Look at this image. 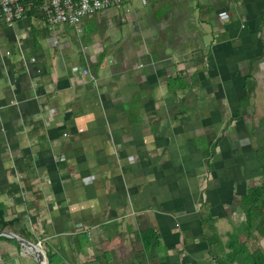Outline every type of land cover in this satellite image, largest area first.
I'll return each instance as SVG.
<instances>
[{
    "label": "crops",
    "instance_id": "0c3cea01",
    "mask_svg": "<svg viewBox=\"0 0 264 264\" xmlns=\"http://www.w3.org/2000/svg\"><path fill=\"white\" fill-rule=\"evenodd\" d=\"M142 6L48 26L46 35L36 19L0 24V203L5 221L17 219L1 232L39 242L46 255L85 231L92 246L80 263L96 253L103 264L108 251L111 264H215L221 244L229 253L232 234L240 239L239 199L261 174L235 75L263 50L264 0ZM125 23L126 37L108 42V28ZM194 72L200 84L190 94H170L169 75ZM3 237L0 264L29 253Z\"/></svg>",
    "mask_w": 264,
    "mask_h": 264
},
{
    "label": "trees",
    "instance_id": "16d2710c",
    "mask_svg": "<svg viewBox=\"0 0 264 264\" xmlns=\"http://www.w3.org/2000/svg\"><path fill=\"white\" fill-rule=\"evenodd\" d=\"M44 0H26L24 3L29 4L24 12V17L28 18L29 20L31 19H36L39 21L44 22L45 28L43 30V34L46 35L48 31V23H46V17L44 16L43 12L41 11V6ZM264 17V16H263ZM262 24H264V19H262ZM262 29V25L260 26L259 30ZM31 33L34 37L38 36L36 35L37 29L34 26H31ZM264 50V49H263ZM105 55V51L101 52L100 57L103 58ZM263 56V52L260 55H255L251 56L246 59V67L248 70V74L243 77V81L241 84L242 88V97L238 101V106L241 103H247L250 93L254 90V83L251 82L252 78V70H253V65L256 61H259L261 57ZM100 61L95 65L93 68L96 70L100 64ZM200 62L203 63V58L200 60ZM169 91H171L170 94H175V88H179L181 90H184L185 94L188 95L191 93L192 86L194 84H200L199 82V77L198 75L194 72L190 76H185V75H169L167 79ZM202 90V87H200ZM196 92V91H195ZM202 92V91H200ZM188 109L183 108V114H185ZM240 118V111H237L236 113V119ZM262 121H260V124ZM255 127H251L250 131L248 132V143L252 147V137L257 136ZM259 138L264 140V136H260ZM219 141L217 140L214 142L209 149V154L208 157L205 159V166L207 169H209V164L211 158L215 155L216 153V146ZM255 151V157L258 163L260 164V171L261 174L259 176V181L254 184L253 186H250L246 193L240 196L239 199V207L241 211L243 212L245 218L243 221V229L244 233L247 238H252L255 242L252 244V248H249L247 246L246 241H241L236 234H232L231 238L227 241V247L228 248H233L232 251L229 253H226L223 251V244H221V249L220 251L222 254L220 256H215V264H250V258L251 256L256 257L260 252L261 248L257 245V241L261 237L264 236V145H259L256 148H254ZM4 206L2 203H0V232L3 230L4 226L9 223L13 224L17 221L16 218L10 221H5L2 217V214L4 212L3 210ZM150 234L151 238L154 242V245L156 246L157 249L161 247V240L160 236L154 231V229H150ZM27 238L29 237L27 234L25 235ZM3 236H0V238ZM6 238V237H3ZM15 244H18V242L14 238H6ZM61 240V239H60ZM65 244L61 245V247H58L57 250H53L51 247V252H47L46 257L48 264H67L68 255L70 257L78 255L82 250H84L88 246H92V241L87 234V232H79L75 235L72 236H67L63 238ZM217 243H220L217 242ZM145 245L148 246L146 243ZM225 246V245H224ZM68 254V255H67ZM94 258L90 260L83 261L82 264H100V258L98 254H93ZM105 257V261L103 264H111V258L112 253L105 251L103 253ZM256 255V256H255ZM139 256V254L137 255ZM140 256H144V253H140ZM74 258V257H73ZM253 261V260H252ZM69 264H74V263H69ZM78 264V263H75ZM102 264V263H101ZM163 264V262H161ZM253 264H264V258L258 259L256 262H253Z\"/></svg>",
    "mask_w": 264,
    "mask_h": 264
},
{
    "label": "rangeland",
    "instance_id": "374dc122",
    "mask_svg": "<svg viewBox=\"0 0 264 264\" xmlns=\"http://www.w3.org/2000/svg\"><path fill=\"white\" fill-rule=\"evenodd\" d=\"M133 7L142 8L143 6L138 0H135V1L131 2L129 9L131 10ZM144 8H145V6H144ZM118 12L119 11L116 10V8H114L113 13L118 14ZM192 14H194L193 17L195 19L197 16V13L193 12ZM32 22L35 23V20L32 19ZM106 24H108V23L105 22L104 25H106ZM194 24L196 25V20H194ZM69 31L71 32V34L75 33L73 28H70ZM129 31H130V29H129L128 23L123 24V27L120 30L109 27L108 32L110 33L111 37H110V40L108 42L112 43V41H114V43H115L118 40L123 39L124 37H126V34H128ZM259 37H261L260 43H262L263 49H264V24L262 26V29L260 30ZM39 42L42 44L43 47H45V42H44V40H42V38L39 39ZM109 48H111V46H109ZM107 49H108V47H107ZM254 52L255 51H253L252 53H254ZM262 52H263V56L261 57V59L259 61H256L254 63L253 70L251 72L252 73L251 74L252 75L251 82H253L255 86H254V90L250 93V96H249V99L247 102V105H248L247 109L248 110H247V113L245 114L246 118H247V121H246L247 122V130L245 128V130H246L245 133H247V131L249 132L251 127H255L256 129H254V131H256V134L258 135V137L257 136L252 137L253 150H254V148H256L257 146H259L261 144L264 145V140L259 138L262 135L264 136V50H262ZM261 53H259V55ZM15 56H16L15 54L12 55L13 58H15ZM241 67H242L241 75H238V76L235 75L237 82H239V84L243 81V77L248 74L247 68L243 67V66H241ZM226 79H229V77ZM227 81L226 82L228 84H233V81H229V80H227ZM227 86H229V85H227ZM224 109H222L221 112L224 110L227 113V115L230 116L228 118V120L230 119L232 121V119H234L235 114L232 113L231 111L229 113L228 107H225ZM228 120H227V122L230 123V124L228 123V125H229L228 129L230 130V128L232 126H231V121H228ZM260 121H262L261 124H260ZM252 152H254V155H255V151H252ZM258 181H259V179L256 178V179H253V181H251V183L256 184ZM228 221L229 220H225V222L224 221L220 222L219 223V229L223 228L225 225L229 224ZM238 230L241 231V233H242L240 235L241 236L240 240L246 241V244L252 248V244L255 241L252 238L246 237V235L244 233V229L242 228L241 225L238 226ZM51 244H53V245L57 244L58 245L57 239H51ZM257 244L260 246V248L262 247V250L257 256L255 255L256 257L251 256L250 264H253V262H256L257 258L258 259H261V257H262V259L264 258V236L261 237L259 239V241H257ZM0 252H1V254H4L3 249H0ZM21 255L23 256L22 260H20L21 263L19 261H17V264H37L31 253H27V254L21 253ZM89 255L87 258L91 257L92 253H90ZM73 257H70L68 255V257H66V259H68L69 263H77V262L80 263V261H82L84 259V258L81 259L79 256V257H77V260H76L75 256H73ZM82 257H84V256H82ZM101 257L104 258L102 255H101ZM72 258H73V260H72ZM69 263H67V264H69ZM80 264H82V263H80Z\"/></svg>",
    "mask_w": 264,
    "mask_h": 264
},
{
    "label": "built area",
    "instance_id": "2783aa9c",
    "mask_svg": "<svg viewBox=\"0 0 264 264\" xmlns=\"http://www.w3.org/2000/svg\"><path fill=\"white\" fill-rule=\"evenodd\" d=\"M26 0H0V24L11 27L24 18V12L29 4ZM135 0H44L41 11L46 17L49 27L57 24L77 26L86 16L96 15L110 8L128 9ZM142 5L150 0H138ZM75 73H87V69L73 67Z\"/></svg>",
    "mask_w": 264,
    "mask_h": 264
},
{
    "label": "water",
    "instance_id": "95a60500",
    "mask_svg": "<svg viewBox=\"0 0 264 264\" xmlns=\"http://www.w3.org/2000/svg\"><path fill=\"white\" fill-rule=\"evenodd\" d=\"M0 234H3L10 238H14L19 244H21L27 250L28 248L32 250V254L34 255L37 264H48L45 252L41 249L39 242L33 243L10 232L3 231Z\"/></svg>",
    "mask_w": 264,
    "mask_h": 264
},
{
    "label": "bare ground",
    "instance_id": "6f19581e",
    "mask_svg": "<svg viewBox=\"0 0 264 264\" xmlns=\"http://www.w3.org/2000/svg\"><path fill=\"white\" fill-rule=\"evenodd\" d=\"M26 251H28L29 253H32V250H30L29 248H28V250H26Z\"/></svg>",
    "mask_w": 264,
    "mask_h": 264
}]
</instances>
